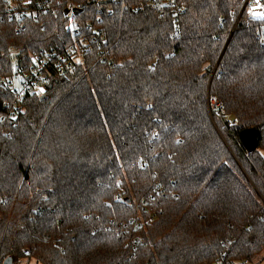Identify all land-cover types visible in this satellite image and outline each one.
<instances>
[{
  "label": "trees",
  "instance_id": "16d2710c",
  "mask_svg": "<svg viewBox=\"0 0 264 264\" xmlns=\"http://www.w3.org/2000/svg\"><path fill=\"white\" fill-rule=\"evenodd\" d=\"M240 3L53 0L57 13L17 19L0 0V78L63 51L70 24L103 35L14 116L0 90V264L264 258V21L231 32Z\"/></svg>",
  "mask_w": 264,
  "mask_h": 264
},
{
  "label": "built area",
  "instance_id": "2783aa9c",
  "mask_svg": "<svg viewBox=\"0 0 264 264\" xmlns=\"http://www.w3.org/2000/svg\"><path fill=\"white\" fill-rule=\"evenodd\" d=\"M91 1L100 2L104 0ZM146 2L151 6L174 4V0H146ZM240 2V8L231 11L235 16L234 24L230 29L231 32L234 31L239 22L255 20L250 16L248 8L255 4L256 0H240ZM259 2L264 5V0H259ZM73 7L76 5L72 1L67 2L65 6L69 9ZM260 10L264 11V9ZM7 11L10 17L19 19L23 17L36 18L38 14L48 11L57 13L59 9L57 6H53V0H30V2L29 0H9ZM74 25L75 28H71V33L75 38L63 51L57 52L51 49L37 54H29L22 62L15 61L13 63L10 75L0 78V90H6L12 96V100L4 101L11 116H14L19 110V101L25 95L44 91L45 84L50 80L53 73L71 71L81 64L83 52L90 50L89 37L93 41L97 40V37L103 39L100 28H94L90 23L85 26L83 24ZM178 32L179 27L175 26L171 37L174 38ZM211 100L215 102L214 109L220 106L216 99L211 98ZM243 262L246 263L247 260Z\"/></svg>",
  "mask_w": 264,
  "mask_h": 264
},
{
  "label": "water",
  "instance_id": "95a60500",
  "mask_svg": "<svg viewBox=\"0 0 264 264\" xmlns=\"http://www.w3.org/2000/svg\"><path fill=\"white\" fill-rule=\"evenodd\" d=\"M81 7L65 8L64 14H77L81 11ZM51 84H49L50 86ZM258 129L256 127L242 129L239 133L240 141L248 153L257 148ZM1 264H13L12 258L7 257Z\"/></svg>",
  "mask_w": 264,
  "mask_h": 264
},
{
  "label": "snow or ice",
  "instance_id": "6c2138e0",
  "mask_svg": "<svg viewBox=\"0 0 264 264\" xmlns=\"http://www.w3.org/2000/svg\"><path fill=\"white\" fill-rule=\"evenodd\" d=\"M29 2H30V0H29ZM260 9H264V5H261L259 0H256L255 4L249 6L248 12H249L250 16L252 17V19L264 21V11H262ZM69 27L75 28V25L70 24ZM13 119H15V117H13Z\"/></svg>",
  "mask_w": 264,
  "mask_h": 264
},
{
  "label": "rangeland",
  "instance_id": "374dc122",
  "mask_svg": "<svg viewBox=\"0 0 264 264\" xmlns=\"http://www.w3.org/2000/svg\"><path fill=\"white\" fill-rule=\"evenodd\" d=\"M214 104H215L214 100H210V105L212 107H214ZM263 153H264V151H263ZM33 263H34V260L31 259L30 261H28L26 258H23V259H21L19 261L18 264H33ZM207 264H222V263H219V262H211V263H207ZM235 264H259V263H256L254 261H251V262L249 261L248 263H244L243 260H239V261H236ZM260 264H264V260Z\"/></svg>",
  "mask_w": 264,
  "mask_h": 264
},
{
  "label": "crops",
  "instance_id": "0c3cea01",
  "mask_svg": "<svg viewBox=\"0 0 264 264\" xmlns=\"http://www.w3.org/2000/svg\"><path fill=\"white\" fill-rule=\"evenodd\" d=\"M263 260H264V258H263L262 260L259 261V264L262 263ZM246 263H248V262H246Z\"/></svg>",
  "mask_w": 264,
  "mask_h": 264
}]
</instances>
